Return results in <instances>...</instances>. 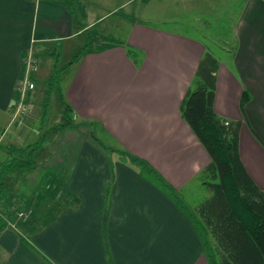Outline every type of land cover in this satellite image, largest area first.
I'll use <instances>...</instances> for the list:
<instances>
[{
    "label": "crops",
    "instance_id": "crops-1",
    "mask_svg": "<svg viewBox=\"0 0 264 264\" xmlns=\"http://www.w3.org/2000/svg\"><path fill=\"white\" fill-rule=\"evenodd\" d=\"M81 1L0 0V114L11 116L18 83L28 75L25 59L39 58L30 73L34 82L44 73L41 58L52 44L75 39L98 24L80 25V16L87 17L77 7ZM236 4L231 56L229 48H223L225 59L213 54L220 62L214 110L240 122L242 164L264 190V147L252 133L264 143V0ZM132 31L124 43L95 45L62 75V93L76 119L94 122L100 142L88 126L69 125L48 136L47 158L36 170L1 178L0 209L11 214L12 222L0 231V264H48L26 240L56 264H221L219 242L197 212L201 204L189 205L211 159L180 112L207 48L145 23ZM127 47L137 50L135 59ZM36 88L30 90L29 107ZM244 90L250 94L245 118L240 111ZM119 152L142 159L159 176L113 156ZM7 159L0 158V173ZM12 175L36 181L30 191L21 182L8 189L6 179ZM48 176H57L61 184L56 178L47 184ZM18 191L23 195L19 201ZM46 191L56 199L59 191H72L82 202L57 208L40 225L33 215L22 216ZM207 192L206 199L212 195ZM19 203L23 211L15 207ZM34 227L41 229L32 232Z\"/></svg>",
    "mask_w": 264,
    "mask_h": 264
},
{
    "label": "trees",
    "instance_id": "trees-1",
    "mask_svg": "<svg viewBox=\"0 0 264 264\" xmlns=\"http://www.w3.org/2000/svg\"><path fill=\"white\" fill-rule=\"evenodd\" d=\"M79 21L82 26V20ZM86 32L89 37L88 43H90L92 41L91 34L89 30ZM91 50L90 46L89 49L87 46L79 48L62 67H58L59 51L56 48L48 50L47 54L54 56L52 58L54 73L48 79V84L50 89L57 88L63 103L60 122L48 129L37 142L23 148H9V158L1 163L0 187L4 185L1 178L7 172L36 170L38 167L36 155L45 140L49 135L57 133L69 125L88 126L91 136L100 142L96 135L95 123L78 121L73 106L66 100L61 89L63 73ZM31 56L37 66V58L34 55ZM25 60L27 61V59ZM219 66L218 59L212 53L206 52L196 69L195 88L188 90L180 105L183 119L211 159L210 164L200 173L199 178L203 185L212 192V195L201 203L197 212L219 242L218 245L222 252L217 250L219 252L216 254H218L221 264H264V190H260L254 184L242 164L239 149L240 122L224 119L214 110ZM27 96L28 93L24 98L20 92L15 94L14 104L20 103L25 106L26 103L27 105L25 106L27 112L22 114L24 116L28 114L29 110ZM249 101L250 94L244 90L240 100V111L244 118L245 108ZM47 107L48 102H46V109ZM46 113L47 111L44 114ZM252 133L264 147L260 138L253 131ZM111 151L113 150L111 149ZM119 154L128 164L159 176L142 159L126 152H119ZM50 178H56L54 180L62 182L57 176H48L45 178L46 183ZM161 180L163 181V179ZM65 192L71 198V202L77 206L81 204V197L78 194L72 191ZM109 194L110 191H107L106 196L108 197ZM175 198L177 203L183 205L178 197ZM10 215L0 209V231L8 225ZM40 229L41 227H34L32 232ZM26 241L48 264H56L37 246Z\"/></svg>",
    "mask_w": 264,
    "mask_h": 264
},
{
    "label": "rangeland",
    "instance_id": "rangeland-1",
    "mask_svg": "<svg viewBox=\"0 0 264 264\" xmlns=\"http://www.w3.org/2000/svg\"><path fill=\"white\" fill-rule=\"evenodd\" d=\"M77 7L84 8L87 13V17L83 20V16H80V20L86 24L93 20H98L94 21L95 23L98 22V24L89 30L92 37L90 43H88L89 37L87 32H85L75 39L51 45L59 51L58 67L64 66L71 59L74 52L81 47L87 46L89 49L90 46L93 49L95 44H97L96 46H106V44L126 42L133 32L132 28L137 25H144V23L151 28L183 34L196 39L206 46L208 52L225 59L227 54H224V49L229 48L230 56L233 50L230 43H234L235 40L233 35L234 23L239 4H236V0H82L81 5L78 4ZM232 19L234 20L232 21ZM127 50L129 55L135 59L137 50L132 47H127ZM53 57L50 54L42 55L41 67L44 73L39 77H34L35 79L32 78L35 80L37 88L35 89V95L28 114L22 115L19 109L21 107L20 103L14 104L12 112H10L11 116L0 114V129L3 128V131H0V158L2 160L10 156L9 148H23L37 142L46 130L60 122L63 111L60 93L56 87L50 89L48 84V79L54 73L52 67ZM36 58L39 60L38 56ZM46 65H48L49 72H51L49 76L46 74ZM24 69H26V66ZM68 70L66 71L67 73ZM30 77L31 74L28 75V78ZM194 84L192 88H195ZM30 92H26L28 93L27 100L30 97ZM46 102H48L47 109ZM25 106H27L26 103ZM45 111H47L46 114H44ZM45 143V150H41L36 155V162L39 164L44 161V158H47L48 144L47 142ZM113 156L121 157L118 153H114ZM34 176L37 175L35 174ZM34 176L31 180L30 178L22 179V182V177L14 175L11 181H8V178L6 179V185L8 189H16L20 187L21 182L22 188L25 191H30L36 181ZM195 185L200 188V191L198 189L192 190L194 196L192 200H189L190 207L203 203L207 198V188L199 180L195 182ZM14 192L12 191L13 196ZM43 195L34 199L30 207L25 208L20 203L15 205V207L22 211L25 208L26 210L24 211L28 214L23 212L24 215L22 216L32 217L33 215L39 219L38 221L36 219V223L40 225L50 220V216L56 212L57 208H63L71 203V198L65 191H59L61 196H58V199L50 197L51 195L47 191ZM22 196L20 192L18 201ZM47 216L49 217L46 218ZM42 217L47 220L42 219ZM11 222L9 219L6 228L11 225ZM21 229L27 231L28 228L23 226Z\"/></svg>",
    "mask_w": 264,
    "mask_h": 264
},
{
    "label": "built area",
    "instance_id": "built-area-1",
    "mask_svg": "<svg viewBox=\"0 0 264 264\" xmlns=\"http://www.w3.org/2000/svg\"><path fill=\"white\" fill-rule=\"evenodd\" d=\"M37 69L36 64H34V60L32 56H29V58L27 59V71H28V75H30V73L35 72ZM28 75L26 76V79L20 81L18 83V91H20L22 93V97L24 98V95L27 91L33 90L35 88V83L33 81H30L28 78ZM27 94V93H26ZM26 96V95H25ZM20 112H22V114L27 112V107H25L24 105L20 104Z\"/></svg>",
    "mask_w": 264,
    "mask_h": 264
}]
</instances>
